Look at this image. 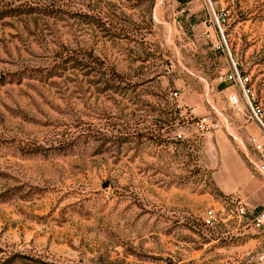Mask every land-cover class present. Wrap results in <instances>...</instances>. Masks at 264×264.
Instances as JSON below:
<instances>
[{
  "label": "rangeland",
  "instance_id": "obj_1",
  "mask_svg": "<svg viewBox=\"0 0 264 264\" xmlns=\"http://www.w3.org/2000/svg\"><path fill=\"white\" fill-rule=\"evenodd\" d=\"M211 4L264 122V0ZM229 66L203 0H0V264H261L199 221L263 139Z\"/></svg>",
  "mask_w": 264,
  "mask_h": 264
},
{
  "label": "built area",
  "instance_id": "obj_2",
  "mask_svg": "<svg viewBox=\"0 0 264 264\" xmlns=\"http://www.w3.org/2000/svg\"><path fill=\"white\" fill-rule=\"evenodd\" d=\"M203 2L210 10L214 24L217 27V31L230 59V66L228 69L218 75L220 81L232 83L235 87L234 91H230L227 94V103L230 108L236 110H239L240 106L244 107L249 113V117L254 120L262 132L263 139L255 135H250L248 137V142L252 151L255 153V157L249 159V162L254 166L257 172L264 173V122L262 120V109L259 104L251 102L249 99V90L245 87L246 83L249 81L248 74L237 69L226 46L218 17L212 9L211 0H203ZM172 95L175 96L176 92L173 91ZM193 125L194 128L199 131H207L212 126L210 121L205 118H198L194 121ZM249 214L243 199L237 194H231L220 196L214 203L204 206L199 221L205 228H222L225 229V233H229L230 235H232L233 231L236 232L238 228L243 227L245 224L249 225V227L254 230L263 229L264 208L255 210L250 215ZM250 257H255L259 263L264 264V256L262 254H253Z\"/></svg>",
  "mask_w": 264,
  "mask_h": 264
},
{
  "label": "crops",
  "instance_id": "obj_3",
  "mask_svg": "<svg viewBox=\"0 0 264 264\" xmlns=\"http://www.w3.org/2000/svg\"><path fill=\"white\" fill-rule=\"evenodd\" d=\"M259 138L262 139L261 136ZM236 163L240 166V159H237ZM222 168L225 171L224 177L220 178V176H217L216 179V185L221 192L220 196L231 194H237L240 198L243 196L241 199H243L250 214L255 210L264 208V180L258 181L253 178V175H259L264 179V173L257 172L254 166L250 164L249 173L252 179L248 181L246 186H236L232 176L230 177L231 180L228 181L230 176L228 168L225 165ZM234 237H237L236 239L238 240L235 245L238 254L246 255L250 251H253L256 255L262 254L264 256V228L254 230L245 224L243 227L237 229Z\"/></svg>",
  "mask_w": 264,
  "mask_h": 264
}]
</instances>
